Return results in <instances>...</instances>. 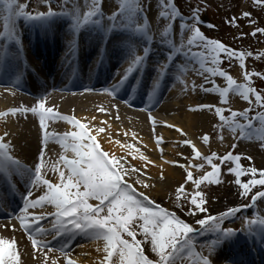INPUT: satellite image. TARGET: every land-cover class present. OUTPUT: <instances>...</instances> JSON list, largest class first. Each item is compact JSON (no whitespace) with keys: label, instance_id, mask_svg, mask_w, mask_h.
<instances>
[{"label":"snow or ice","instance_id":"1","mask_svg":"<svg viewBox=\"0 0 264 264\" xmlns=\"http://www.w3.org/2000/svg\"><path fill=\"white\" fill-rule=\"evenodd\" d=\"M103 2L104 0H84L82 10L78 0H63L62 7L71 5L67 12L57 13L52 10L49 4L46 12L32 14L26 10L28 5L19 3V0H0V6H2L0 7V19H2L0 70L3 68L5 58L10 54V44H16L19 51L23 49L22 40L17 32V21L19 19L22 18L25 23H38L47 30L54 18L68 15L71 20L70 30L77 36L82 30L91 26L98 30L103 29L106 34L122 29L129 32L131 36H138L144 40L143 55L137 54L136 47L131 45L127 47L128 68L118 84L104 89L110 96L115 97L119 88L134 71L143 70L151 51L150 45L153 42V35L144 7L145 0H119L118 11L107 17L108 26L103 23ZM147 2L150 4V0H147ZM253 2L257 6L264 7V0H253ZM157 3L161 9L158 13L159 16L168 21L161 33V40L167 44L169 54L166 57L167 63L160 64L157 68V79L154 87H159L161 78L170 70L176 57L183 56L186 61L190 57L199 63V74L208 73L211 77L219 76L226 81V86L221 87L215 83V80H211L213 87L204 89L208 92L218 93L221 104H227L229 93H234L249 105L253 103L254 97L257 107L264 109V91H258L251 83L252 76H258L264 80V73L248 72L244 63L245 58L252 55L251 52L237 51L218 39L206 37L198 26L200 23L199 7L193 9L194 14L191 17V24L187 22L180 24V42L177 44L173 34V22L177 19L183 20V17L180 15L174 0H157ZM241 16L249 19L251 24H256V21L251 19L250 12L244 11ZM237 19V17H230L227 22L239 27ZM207 27L213 28L215 25L209 24ZM185 32L190 33L186 40ZM257 33L264 35V28L256 27L251 35L256 36ZM243 35L242 33L237 38L242 39ZM193 48L200 49V51H192ZM222 54L229 62L233 59L239 61V67L245 70V83H237L227 71L220 67L223 62L221 59ZM260 55L264 56V53ZM256 58L259 59L260 56ZM209 59L211 64L214 65L213 67L205 66ZM186 71V64L176 65L177 75L175 79L184 84L185 82L181 77ZM19 79L20 77L17 76L14 83H18ZM194 89L195 85H193ZM45 99L41 98L32 107L12 108L6 112H0V117L15 115L18 112H31L39 117V125L43 133L42 146L32 168L23 166L11 154V146L8 142H5L8 133L0 136V176L6 180L10 189H15V184L12 181L14 175L27 177L28 191L23 196V207L16 218L31 241L34 250L47 248L49 252L53 251L47 242L38 239V237L46 234L45 229L40 227V221L46 219V217L44 215H33L30 212L31 209L42 208L46 204L53 206L55 209L54 213L49 215L53 218L51 231L55 232L56 236H67L70 239L80 233L92 241L103 242L102 251L104 256L99 264H176L177 259L183 260L185 253L192 260V264H213L212 257L218 249L235 239L237 236L236 230L224 228L222 224L227 217L239 213L240 207L229 208L216 217L209 215L207 218L197 220V223L201 226V231L205 232L210 229L214 234V238L204 245L207 248V254L194 251L195 243L192 241L190 234L195 229L174 212L158 205L153 206V202L146 195L137 193L132 184L124 179L125 176H130L133 172H138L139 169L134 168L131 164L126 168L124 163H121L123 157L117 158L113 154V158L109 159V153L101 150L97 136L103 133L105 128L95 129L93 135V129L75 116L61 115L54 112L51 107L46 108ZM212 108L213 105L204 104L198 106L197 109L190 110H212ZM214 110L219 120V123L214 125V129L220 133L219 139L221 142L224 140L223 131L227 128L234 138H236L238 132L240 139L251 140L256 138L264 147V111H258L255 116L250 117L251 107L242 111H233L231 108L225 109L223 107H215ZM225 111L230 112V115L226 116ZM238 117L243 118L246 123H240ZM53 119L66 121L76 130L65 132L62 136L49 133L46 122ZM149 119L155 125L154 118L150 116ZM254 121L258 123V126ZM168 127H172V125H168ZM177 131L180 130L177 129ZM50 139H55L64 149V152L60 156V160L49 167L44 159V146L48 144ZM202 140L205 144H208L209 135H203ZM157 143H159V140ZM183 143L191 147L194 159L206 162L212 169L195 179L191 170L185 168L184 165H180L187 172L186 180L191 182L197 189L205 182L208 184L222 183L220 179L222 166H226L227 172L235 177V184L241 189L239 194L243 197H247L249 193H252L253 188L256 186H264V170H258L256 167H243L240 163L242 157L233 154V151H229L224 155H218L214 151L210 155H203L191 140H184ZM122 147H126L129 154H132V145H122ZM236 147L237 144L235 143L231 145L232 149ZM68 153H71V157ZM145 159L146 157L141 154L140 160ZM248 159H251V157H248ZM216 161H219V163H216ZM60 163L63 164V169L58 166ZM204 166V163L189 165V167H195L199 170H203ZM46 168L49 171L58 173L59 183H53L45 178L46 173L43 170ZM242 176H250L251 179L248 182H242ZM257 176L260 178L257 179ZM33 189H43V194L32 198ZM181 195L190 205L187 208L189 215H195L197 212H207L205 196L201 191H196L189 200L184 185H180L176 189L177 207L185 210L184 203L180 201ZM138 196L142 198H137ZM90 200L98 201V203L93 205L89 203ZM257 200H264V190H258L251 195V206H255ZM248 206L245 205V207ZM0 207H2V204H0ZM246 223L248 225L246 235L264 243V217L257 214L254 219L247 220ZM132 225L138 226L145 238L144 241L136 239L137 232ZM125 237H130L131 240ZM149 237L151 251L157 257L155 260L150 259L141 246ZM16 247L17 243L14 238L0 236V264H20L19 256L15 251ZM59 251L65 258L68 257L66 246L62 245ZM97 251H100L99 247ZM52 264H56V260H53ZM67 264H76V262L67 259Z\"/></svg>","mask_w":264,"mask_h":264},{"label":"bare ground","instance_id":"2","mask_svg":"<svg viewBox=\"0 0 264 264\" xmlns=\"http://www.w3.org/2000/svg\"><path fill=\"white\" fill-rule=\"evenodd\" d=\"M109 1L113 2L112 5H115V3L117 2V0H104V4L107 5V2ZM80 2L83 9L84 0H81ZM147 4L153 11L155 9H157L155 10V12L160 11V9L157 8V2H155V0H150V4L148 2ZM144 7L145 11L149 10L146 6ZM153 11L151 13L152 15H150V17L148 18V20L150 21V28L152 30L151 34L154 38L152 44L150 45L153 47L151 48L148 60L146 62V64H148V67H153V64L156 63L153 55H151L154 53L155 44L158 45V47H167L166 43L158 42L156 39V30L158 29L160 22L158 18L154 16ZM89 28L94 27L90 26L88 27V29ZM0 31H2V24H0ZM34 31L37 32V30ZM118 31L124 33L126 36L129 34V32H125L122 29ZM66 32L67 30H62L61 33L63 34L64 40L60 41L61 38L59 33H52L46 36L38 31L36 35H33L31 37L30 43L26 42L25 45H23V49H25L26 51H31L30 48L38 49L41 47L44 48V50L49 51L53 48L56 49L63 47V51L61 52L62 61L68 59V55L73 52L76 53V56H74V58H76L77 56L80 57L81 55L85 57L86 55H89V52L96 50L98 52V55H107V58H110L108 61H112L113 59H115L113 58L112 54L116 51L115 47L119 46L118 43L109 42L107 48H100V46L103 44L102 39L97 38L98 43L95 44L92 41L91 36L86 37L85 39H80V36H78L79 38L76 39L75 36L69 37ZM20 33L19 36L21 37ZM174 34L176 35L175 41L177 44H179L180 34L175 32ZM99 36L101 37L102 35ZM126 36L123 37L124 42L128 40ZM130 45L136 47L137 54L143 55L141 48L145 46V42H143V39L141 37H132L130 40ZM17 54L18 51L15 48L10 49V54L6 58H10L11 60L16 56L18 57ZM97 57L98 56L96 53V58ZM33 58L36 57L34 56ZM76 63L77 62H75V65ZM164 63H167V61L161 59L160 62H157V64H155L156 76H153L151 78V82L148 85L149 91L147 94V103L151 105L148 109L142 110V112L140 111L137 113L134 112L133 109L121 105L116 101L114 97L110 96L104 91V89L106 88L100 87L99 89H97L98 91L101 90L100 93H92L89 91V87L83 85L72 91L74 93H70L69 96H60L56 92H48L47 90H44L41 96L42 98H46V108L51 107L54 112H58L61 115L75 116L77 119L81 120L82 123H85L89 128L93 129V135L95 134V129H98L100 127L105 128V131L97 136V141L101 145V150L109 153V159L113 158V154L117 158L123 157L124 159L121 160V163H124V166L126 168L129 167V164H131L134 168L139 169L138 172H133L130 176H125L124 179L129 184H132L137 193H143L144 195H146L149 200L153 202V206L158 205L167 209L168 211L174 212L177 216H179L186 223L192 226L195 231L191 233L190 236L192 238V241L195 243L194 251L207 254V248H205L202 243L204 244V235L211 234V230L209 229L208 231L202 232L201 226H199L197 220L207 218L209 215L216 217L227 209L234 206L236 207V203L240 202L243 196L239 194L241 189L238 185L235 184V178L232 177L229 183L230 188L221 192L220 195L214 196L215 198L213 199V201L206 207L207 212L205 213L199 214L197 212L195 215H189L187 212L188 207H186L185 210L181 212L182 214H180L176 213L170 208H167L165 203L173 198H176V189L180 185H184L185 192L188 191L191 193V195L194 194L195 186L190 184V182L186 180L187 172L185 168L191 170L193 173V177L195 178V176L201 170L195 167H189V165L204 163V168H207L208 166L206 162L194 159L191 147L189 145H185L183 141L191 140L203 155H210L213 151L217 154H226V151H228L229 147L232 144L243 143V146L239 145V147H241L240 149L244 150L245 147H249V151L253 153L254 156L259 157L257 159H250V164H247L244 167H264V148L256 138H253L251 140L240 139L238 132L236 134V138H234L227 128H225L223 131V142L220 141V133L214 129V125L219 123L218 117L215 115V107H223L225 109L231 108V110L233 111H242L246 108L254 107L253 103L249 105L234 93H229L227 104H221L218 93L208 92L204 90L213 87L212 83L210 82L211 80H215V83L221 87L226 86V81L219 82L217 80L218 78L211 77L208 73H204L203 75L199 74L197 67L188 68L186 66L187 71L181 77L185 82L184 84L178 82L175 79L177 73H174L173 76L172 73H168L170 71L169 70L167 72L168 75L166 74L164 78L162 77L159 82V84L167 82L165 84V88L160 91L161 93L159 95H155L153 92L156 88L154 87V84L157 79V68L160 64ZM4 64L2 69L5 68ZM128 66L129 57H126L124 58V64L122 65V67H118V70H116L114 74H112L109 83L113 82L112 85L118 84ZM171 69L176 70V66L174 63H172ZM190 70L195 71L194 74H196L198 77L191 78L192 74L190 73ZM141 72L142 71H139L138 73L136 83L139 81ZM135 73L136 71H134L130 75V77L133 78ZM48 75H50V72ZM231 76L237 81V83H245V79L242 74ZM170 77H173V80L170 79ZM171 80L174 84H178V87L176 88V90L174 89V91L168 89L172 86V83H170ZM84 81L86 83H91V81L89 80V76H85ZM9 85L10 84L0 83V96H7L10 98V102L0 101V112L2 110H4L2 112H5L12 108H24L23 101L16 95L18 94V92ZM185 85H187V87H185ZM193 85H195L194 90ZM201 85H203V87H201ZM20 86L22 88H25V91H30V86ZM165 92L168 93L166 99H164ZM170 99L175 101L173 105L165 103ZM38 102L39 100L35 102L28 101V103L33 104L28 107L35 106ZM204 104L213 105L212 110H190L197 109L198 106ZM101 109H103V111H101ZM168 113H173L174 116H172L171 118L169 117L163 119L164 117H161L160 115ZM224 114L228 116L230 115V112L225 111ZM150 116L154 118L155 122L161 125L165 130L163 131L162 135L159 134L158 136H156L155 131L150 128L149 124L150 122H152V120L149 119ZM238 119L240 123H246L243 118L238 117ZM168 125H172V127H168ZM46 128L49 133H55L57 136H62L65 132L76 130L72 128V126L69 125L66 121L58 119L47 121ZM177 129H179L180 131H177ZM170 132H172V134ZM5 133H8V135L5 137V142H8L10 144L11 154L14 156V158L18 159L23 166L32 168L35 160L37 159L38 151L42 146L43 133L39 125V117L37 116L36 120L29 119L24 115H19L18 113L15 115H9L6 118L0 117V136H4ZM205 134H208L210 137L208 144H205L202 140V137ZM158 140L160 141L159 144L163 143V145L165 146L162 148H159L158 146L156 147L154 145V142H157ZM117 141H119V143H117ZM122 145H132V154H129V150L126 147H122ZM175 147L177 149H175ZM44 152V159L50 167L52 164L57 163L60 160V156L63 154L64 149L58 142H56L55 139H50L48 144L44 146ZM141 154L146 157L145 160H140ZM68 155L69 157H71V153H68ZM180 165H184L185 168L180 167ZM58 166L63 169L62 163L58 164ZM205 170L206 169H204L202 172H204ZM43 171L46 173V179H49L53 183H59L60 178L58 173L49 171L47 168ZM161 176H163V178H161ZM15 177L18 180L24 182L27 181L26 176L22 177V175H15ZM247 177L249 178L250 176ZM241 180L242 182H245L247 180L246 176H242ZM149 188L155 190L158 195L154 196L153 192L151 193V191H149ZM27 191L28 186L26 185L25 194L27 193ZM42 194L43 189H33L32 198H36ZM138 197L142 198L140 196ZM181 197L183 196L181 195ZM260 202L261 200H257L256 203H258V206L261 209L260 214L263 216L264 203L261 204ZM89 203L95 205L98 203V201L90 200ZM248 205V207H243L244 211H246L245 209H251L252 201ZM41 209V211L30 210V212L33 215H44L46 217V219L40 221V225H49L50 227H48L49 229L47 235H51L55 232L51 231L53 223L49 222L52 219L49 214L54 213L55 209L53 206L47 204L44 205ZM18 211H20V208ZM248 214H252L248 219L244 218L245 216L243 217L241 214L236 217V221H239L238 224L240 226V230H236V227L234 228V226L231 227L232 229L236 230L237 235L239 236L243 237L246 234V229L248 227L246 221L252 220L257 216L253 209ZM15 221L19 223L18 220ZM15 221L9 223L0 222V236L15 239L17 243L15 251L19 256L20 264H52L53 260H56V264H67V258H65V256L59 251L60 247L57 246V244H59L60 246L62 245L60 243V240H62L64 236H57L52 240H45L38 237L39 240L47 242L48 244L54 246V250L56 251L50 254L37 253L36 250L33 249V246L27 234ZM134 229L137 232L136 239L138 241H144L145 238L141 234V230L138 228V226L134 225ZM78 234L80 236H84L83 234ZM77 235L71 237L69 239V243L64 245L66 246V251L72 254L68 259L74 260L76 264H99L100 260H102L104 256V253L102 251L103 242L94 241L86 246L82 245V242L79 243L80 253L77 257H75L72 250L74 245L73 243H75L73 241L76 240ZM129 240H131V238H129ZM210 241H208L207 243H209ZM232 243H235V241L233 240ZM76 244L77 243H75V245ZM261 245V247L257 246L249 249V253H247L249 259L247 261L253 264L255 263L252 260H254L256 255H260V252H264V243H261ZM141 246L144 249L145 254L150 259H157L155 253H153L150 248V237ZM98 247L100 248L99 252L97 251ZM219 252L220 250H218L212 257L213 264H218L217 259L219 260ZM43 255H48L47 259H45ZM237 260L243 259L230 256V258L224 260V263L220 264L242 263ZM176 264H192V260L185 253L183 260L177 259Z\"/></svg>","mask_w":264,"mask_h":264},{"label":"rangeland","instance_id":"3","mask_svg":"<svg viewBox=\"0 0 264 264\" xmlns=\"http://www.w3.org/2000/svg\"><path fill=\"white\" fill-rule=\"evenodd\" d=\"M81 0H78V3L82 9V4L80 2ZM116 1V0H115ZM155 2H157V0H155ZM19 3L21 4H27V11L32 13V14H36L37 12H46L48 10V6L50 4L51 8L53 11L60 13L61 11L67 12L68 9L71 7V5H69L68 7H62L63 6V0H19ZM113 2L109 1L107 2V5L102 4V11L104 12V20L103 23L105 26L109 25V22L107 20V17L109 15H111L113 12L118 11V4H119V0H117V2L115 3V5H112ZM174 3L176 5V7L179 10L180 15L183 17V20L177 19L173 22L174 24V32L175 33H179L181 32L180 29V24L187 22L188 24L192 23L191 17L194 14L193 13V9L196 7H199V18H200V23H199V28L201 30V32L208 38H213V39H218L221 42H223L225 45L229 46L232 49H235L237 51H244V52H251L252 55L251 56H247L245 58V66H246V70L248 72H259V73H264V56H261V53H264V35L257 33L256 36H252L251 32L254 31V29L256 27H261L264 28V7L261 6H257L253 0H174ZM144 6H146L149 10L146 11L147 14V18L150 17V15H152V9L148 6L147 4V0H145V4ZM154 6V5H153ZM2 7V6H0ZM157 8L160 9L158 3H157ZM83 10V9H82ZM157 10V9H155ZM155 10L153 11L154 16L158 18L160 24L158 26V29L156 30V39L158 42H162L161 40V33L164 29V27L167 25L168 21L163 20L160 16H159V12H155ZM161 10V9H160ZM244 11H248L251 13V19L256 21V24H251L249 19H245L241 16V13ZM230 17H237V24L239 25V27L229 24L227 21ZM0 24H2V19H0ZM70 24H71V20L70 17L68 15H63V16H58L56 18L53 19V21L50 23L49 27L47 28V30H45L44 28H42L38 23H25V21L21 18L17 21V32L18 34H21V40L23 45H25L26 42H30L31 37L33 35H36L38 33V31L42 30L44 35H50L52 33H59L60 34V41L64 40L63 34L61 33L62 30L65 31L67 30V35H69V37H77L76 34H74L71 30H70ZM215 25V27L213 28H209L207 27V25ZM34 30H37L34 31ZM101 30L102 29H96V28H87L84 29L82 32H80V39H85L86 37L91 36L92 37V41L97 44V38L100 37L99 35H101ZM120 29H117L114 32H111L110 36H106L107 38H109V42H114V43H118L119 46H116V51L115 54H117L116 57H113L115 59H113L111 62H113L115 64V66H113L112 68V72L115 70H118V67H122V65L124 64V58L128 57L127 55V47L130 45V40L132 37L131 34L129 33L127 36L118 31ZM243 35L242 39H239L237 37H240L241 34ZM190 35V33L185 32V40L187 38V36ZM126 36L128 38L127 41H123V37ZM176 35L174 34V37ZM180 36V35H179ZM131 37V38H130ZM101 38H103L101 36ZM71 39V38H70ZM154 39V38H153ZM71 42V41H70ZM144 42V40H143ZM64 43V42H63ZM62 43V44H63ZM153 46H150V48H152ZM10 49H16L18 51V56L23 55L24 53H26L25 49H22V51L18 50V46H16V44H10L9 45ZM63 48V47H62ZM97 51V50H96ZM141 51L143 52V48H141ZM192 51H200V49L197 48H193ZM60 53V52H59ZM169 54V49L167 47H158V45L155 44V50L154 53L151 54L153 55V58L155 60V64H157V62H160L161 59L166 60L167 55ZM260 56L259 59H257L256 57ZM17 57V56H16ZM57 58H55V65L59 64L60 59V54H57V56H55ZM10 59V58H9ZM9 59L5 58V62L6 64H8ZM151 59V58H149ZM221 59H222V63L220 65L221 68H223L225 71H227L230 75H240L242 74V76L244 77V71L239 67V61L236 59H233L231 62H229L227 59H225L223 57V54L221 55ZM90 60V56L89 58H87V62H85V65L88 64V61ZM7 61V62H6ZM176 65L179 64H186V66L188 68H193V67H197V70H199V63L195 60H192L190 57L189 59L186 61L185 58L183 56H179L176 57L174 62ZM155 64H153V67H148V64H145L142 72H141V79L143 80V78H146V85L145 87H148V85L151 82V78L153 76H156V67ZM206 67H213L214 65L211 64L210 59L209 61L206 63L205 65ZM138 73L139 71H136V74L133 76L132 80L129 81V84H132L134 78L136 77V79L138 78ZM146 73V74H145ZM168 73H172V75L174 76V73H176L175 69H171ZM167 73V75H168ZM190 73L192 74L191 78H196L198 77L195 73V71L190 70ZM196 75V76H195ZM12 76V74L10 75V77ZM164 78V77H163ZM173 77H170V79H172ZM216 78H218L217 80L219 82H224V80L219 77L216 76ZM173 80V79H172ZM171 80L170 83H172V86L169 87L168 89H170L171 91L174 89L176 90V88L178 87V84H174L173 81ZM251 83L252 86L255 87L258 91H264V80H262L260 77L258 76H252L251 77ZM165 84L166 83H160L159 87L161 88H165ZM148 89V88H147ZM168 92V91H167ZM167 92L164 93V99L167 98ZM58 93L60 96H69L66 93H61V92H56ZM186 94V93H184ZM0 101H5V102H10V98L5 96H0ZM23 106L24 108H28V106L33 105L31 103H28V101L23 100ZM165 101V100H164ZM163 101V103H164ZM175 101L173 100H167L165 103L173 105ZM253 104L254 107L252 108V111L249 113V116H255L256 113L258 111H264V109H260L257 107V105L255 104V99L253 97ZM4 111V110H2ZM1 111V112H2ZM8 111V110H7ZM134 112H137V110H133ZM6 112V111H5ZM18 114L20 115H24L25 117L29 118V119H35L36 120V115L32 114L31 112H18ZM161 117H164L163 119L166 118H171L173 115V113H168V114H160ZM8 117V116H6ZM4 117V118H6ZM254 123L257 124L258 123L256 121H254ZM150 128L152 130L155 131V135L158 136L159 134H163V131H165L163 129V127L159 124H157L155 122V125L153 124V122H150L149 124ZM172 134V132H170ZM160 142V141H159ZM237 144V143H236ZM154 145L159 148L164 147L165 145H163V143H157L154 142ZM239 145L243 146V143H239L237 144V147L235 149H232L231 146L229 147L228 151H233V154L236 155H240L242 157L240 163L241 165L244 167L247 164H250V159H248V157H251V159H257L259 158L258 156H254L253 153H251L249 151V147H245L244 150L240 149L241 147H239ZM264 148V147H263ZM175 149H177L175 147ZM223 154H218V155H224ZM159 159V158H156ZM216 163H219V161H216ZM228 166H232V165H228ZM258 170H264V167H256ZM204 169H206L204 172H202ZM203 170H201L196 176L195 179H198L201 175H203L205 172L207 171H211V167L208 165L207 168L205 167ZM202 172V173H201ZM201 173V174H200ZM24 176V175H22ZM232 177H234L233 175H230L227 172V167L226 166H222L221 168V176L220 179L222 181V183L220 184H208L207 182H205V184H202L200 186L199 189H197L195 187V191H201L202 194L205 196V200H206V204L205 206L207 207L215 198L214 196L216 195H220L221 192L225 191L226 189L230 188V180L232 179ZM13 179H16L14 176L12 177ZM235 178V177H234ZM247 180L245 182H248L249 179H251L250 177L248 178L246 176ZM260 177L257 176V179H259ZM190 184H192L190 182ZM193 185V184H192ZM150 189V188H149ZM258 190H264V186H256L255 188H253L252 193H249V195L247 197H243L241 199L240 202L236 203V207H240V212L237 213L235 215V217H230V218H226L223 221L222 227L224 228H231L234 226V228L236 227V230H240L239 229V221H236V217L239 216V214H241L244 218L248 219L252 214H248L251 212V210L253 209L254 212L259 213L261 212V209L258 206V203L255 204V206H252L251 209L244 211L243 207L245 205H248L251 202V195H253L256 191ZM149 191H151V193L153 192V195L156 196L158 195V193L153 190L150 189ZM186 193L188 194V199H191V193L186 191ZM183 196V195H182ZM139 198V197H137ZM180 201L184 203V207H189L190 205L188 204L187 201L184 200V196L180 198ZM263 201V202H262ZM261 204L264 203V200H261L260 202ZM167 208H170L171 210L175 211L176 213H180L183 210H181L180 208L177 207V200L176 198H173L169 201H167L165 203ZM235 207V206H234ZM260 209V210H259ZM33 211H41V208H35V209H31ZM199 213V212H198ZM202 214V213H199ZM218 216V215H217ZM261 217H264L261 216ZM53 219V218H52ZM52 219L49 221L52 223ZM0 222H4V223H9L10 220L9 219H2L0 220ZM200 226V225H199ZM132 227L134 228V225H132ZM204 244L202 243V245H206V243L208 241H210L212 238H214V234L211 231V234H207L204 235ZM126 239H129L130 237H125ZM69 240V238L67 236L63 237V240L61 241L62 244L66 243ZM83 243L82 245H88L91 242H94L92 240H90L89 238L85 237V236H80L79 234L77 235V241L75 243H77L74 247L72 252L74 253L75 257H77L80 253V244L79 243ZM226 245V247L230 246V244L226 243L224 244ZM222 246L219 252V260L217 259L218 264L220 263H224V260H227V258H230V256H228L229 254H227L224 250L226 249L225 246ZM52 248V247H51ZM53 251L49 252L47 248H42V249H37L36 252L37 253H42V254H50L55 252L56 250H54V248H52ZM222 253V254H221ZM71 253H68V258L71 257ZM84 255V254H82ZM44 257H47L48 255H43ZM65 264V263H63Z\"/></svg>","mask_w":264,"mask_h":264}]
</instances>
